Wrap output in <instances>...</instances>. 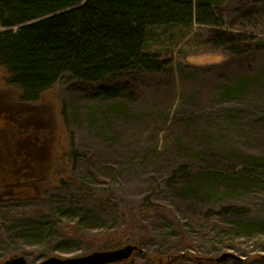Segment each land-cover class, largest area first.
Segmentation results:
<instances>
[{
	"label": "rangeland",
	"instance_id": "rangeland-1",
	"mask_svg": "<svg viewBox=\"0 0 264 264\" xmlns=\"http://www.w3.org/2000/svg\"><path fill=\"white\" fill-rule=\"evenodd\" d=\"M257 5V0H226L219 7V14L225 19V27L221 29L264 39V17L252 16ZM211 29L196 25L185 39L177 29H170L165 35L159 30L149 49L171 62L168 70L151 77L137 102L127 107L130 112L116 119L110 129L101 131L89 120V109L113 102L99 104L80 99L81 96L77 99L78 95L73 93L76 84L68 76L36 100L26 101L19 88L8 84L6 73L0 67V263L22 255L29 264H37L51 256L75 257L122 247L112 244L104 248L102 245L124 235L127 226L123 211L113 217L115 229L95 228L88 235L79 231L81 225L76 219L60 214V209L67 207L62 182L70 179L71 191H74L78 175L86 172L93 175L101 170L108 177L111 174V179L117 174L116 181L108 179L98 188L107 189L105 194L117 192L124 209H130L160 186L155 199L168 218L154 212L155 226L150 225L144 232L135 229L131 234L130 242L140 236L149 242L139 246L142 251L134 253L129 260L115 263L150 264L147 255L161 252L168 245V242L163 243L165 236L156 228L175 216L186 219L190 214V205L180 203L175 191L164 187L162 180L185 157L179 148L181 142L196 148L203 141L201 133L213 131L217 135L211 140L216 148L207 146L200 155L185 157L194 171L202 170L205 160L216 154L236 161L245 151L264 155V123L256 122L264 116V80L255 81L245 97L225 100L227 87L247 75L246 67L257 78L264 77V40L250 38L249 41L259 46V51L252 57L242 60L240 57L236 64V59L226 52L202 45ZM239 70L243 72L237 75ZM233 117L240 122H233ZM189 119L191 122L187 123ZM170 142L176 145L169 147ZM237 144L245 151L232 149ZM113 198L118 200V197ZM237 202L251 209V219L264 221L261 196L249 195ZM177 205L182 206L181 212ZM84 207L104 214L94 199ZM195 208L202 211L196 205L192 207ZM45 216H49L56 227L43 243L32 242L27 237V229L16 228ZM122 221L124 225L117 227ZM222 225L212 224L207 229L197 226V231L204 235L190 228V237L199 241L187 254L197 263L185 258L177 260L182 251H175L169 257H162L160 264H264V239H232L224 231H218ZM108 227H111L110 222ZM178 241L179 238L175 243ZM232 244L234 248L225 246ZM89 248L91 252L86 251ZM228 251L243 259L223 263L204 260Z\"/></svg>",
	"mask_w": 264,
	"mask_h": 264
},
{
	"label": "trees",
	"instance_id": "trees-1",
	"mask_svg": "<svg viewBox=\"0 0 264 264\" xmlns=\"http://www.w3.org/2000/svg\"><path fill=\"white\" fill-rule=\"evenodd\" d=\"M257 1L258 5L252 16L262 18L264 0ZM225 2L226 0H0V67L6 73L8 84L19 88L22 99L26 101L36 100L58 81L66 76L70 77L76 84L73 93L78 95L77 99L81 96L80 99L83 97L99 104L113 102L109 106H93L88 113L92 125L99 131L110 129L116 119L130 112L127 107L137 102L141 92L147 88L149 79L163 75L171 64L169 60L162 59L158 52H150V43L155 40L159 30L162 29L165 35L170 29H177L185 39L196 25L209 26L212 28L211 34L202 45L226 52L236 59V64L240 62V57L241 60L252 57L254 52L259 51V46L249 39L263 41L262 37L249 38L244 33L221 29L225 27V19L219 14V7ZM253 20L256 21L255 18ZM245 70V77L236 80L234 86L227 87L225 100L245 97L255 81L264 80V77L257 78L250 73L249 67ZM242 72L239 70L237 75ZM232 120L240 122L237 117ZM186 122L190 123L191 120ZM256 122L263 124L264 116ZM214 134L213 131L201 133L203 141L196 148L188 147L184 142L180 143L179 148L185 157L200 155L207 146L216 148L217 145L211 141L217 136ZM174 145L176 144L170 142L169 147L173 148ZM232 149L245 151L240 144L234 145ZM246 152L240 154L239 161L216 154L205 160L206 165L199 171H194L191 164L182 157L183 160L177 167L162 179L164 187L175 191L180 203L190 205V214L186 219L175 216L172 221L169 219V222L156 228L165 236L163 243L168 242V245L161 252L147 255L150 264H160L162 257H169L175 251H182L177 260L185 258L197 263L187 251L194 249L199 241L190 237V228L193 232L204 235L197 231V226L200 225L207 229L209 225L223 223L220 229L217 228L218 231H224L232 239H264V221L251 219V209L237 202L245 196L256 194L264 202V155ZM110 175L108 177L101 170L93 175L82 173L76 177L74 191H71V180L66 178L62 186H65L63 189L66 194L63 198L66 199L67 207L60 209V214L76 219L78 225L82 226L79 231L88 235L95 228L115 229L116 220L113 217L123 211L124 224L127 226L124 235L105 241L102 247L109 248L112 244L123 247L130 243L141 246L149 242L142 236L135 242H130L133 239L131 234L135 229L144 232L150 225L155 226V218L152 217L154 212L161 214V217L165 216L163 206L155 199L160 186L155 187L153 192L142 197L130 209H124L121 205L123 200L117 192L105 194L107 189L98 188L105 181L108 182V179L117 180V174L114 179ZM152 180L160 182L155 178ZM113 197H118V200L115 201ZM90 199L95 200L104 214L84 207ZM194 205L202 211L192 209ZM176 207L179 212L183 210L181 205ZM50 219L45 216L28 222L27 225L19 224L16 228L19 231L27 229L28 239L34 243H43L56 227V223ZM106 222H110L111 227ZM122 224L123 221L117 227ZM86 235L84 236L87 237ZM177 238L178 244L175 243ZM233 245L225 246L234 248ZM86 251L91 252L92 248Z\"/></svg>",
	"mask_w": 264,
	"mask_h": 264
},
{
	"label": "water",
	"instance_id": "water-1",
	"mask_svg": "<svg viewBox=\"0 0 264 264\" xmlns=\"http://www.w3.org/2000/svg\"><path fill=\"white\" fill-rule=\"evenodd\" d=\"M142 249L135 244H127L115 250L93 251L87 255L75 257H58L51 256L37 264H115L129 260L134 253L141 252ZM178 258V257H177ZM229 259L242 260L243 258L234 252H224L216 258H204L205 261H214L223 263ZM1 264H29L26 258L22 255L11 257Z\"/></svg>",
	"mask_w": 264,
	"mask_h": 264
}]
</instances>
